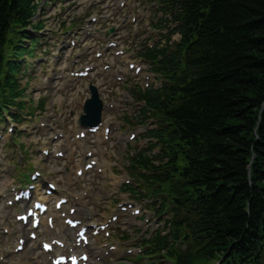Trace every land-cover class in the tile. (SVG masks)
Segmentation results:
<instances>
[{"label":"trees","instance_id":"16d2710c","mask_svg":"<svg viewBox=\"0 0 264 264\" xmlns=\"http://www.w3.org/2000/svg\"><path fill=\"white\" fill-rule=\"evenodd\" d=\"M181 9L190 75L176 104H157L170 126L150 168L176 205L165 243L186 229L201 251L183 264H196L264 242V0H183ZM33 12L32 0H0V93L10 97L16 71H3L2 50L10 25Z\"/></svg>","mask_w":264,"mask_h":264},{"label":"rangeland","instance_id":"374dc122","mask_svg":"<svg viewBox=\"0 0 264 264\" xmlns=\"http://www.w3.org/2000/svg\"><path fill=\"white\" fill-rule=\"evenodd\" d=\"M30 59V58H29ZM29 59H28V61H29ZM29 75V71H27L26 72V76L27 77H22V79H21V85L24 87H26V91H25V94H27V92L28 93H30V94H32L33 93V91L35 90V84L33 83V81L35 82V83H38V81L39 80H33L31 77H29L28 76ZM31 76V75H30ZM38 96H39V94L37 93L36 94V98H38ZM29 98H30V95H27L26 97H25V100H29ZM44 105H45V107H44V109H45V112H48V107L50 106L49 104H48V101L47 102H44L43 103ZM54 111V109L51 111V112H53ZM43 112V111H42ZM22 113H26V110H24ZM18 114H21V111H19L18 112ZM19 118H20V122H22L23 120H26V119H24V117L23 116H20V115H17ZM113 116V115H112ZM72 120H73V125L75 126V125H77V122H76V118L74 117V118H72ZM3 142V141H2ZM4 142H5V140H4ZM134 148H136L135 146H134ZM120 155L121 156H126V155H128L129 154V149L128 148H125V147H123V148H121L120 149ZM116 156H118V158H120V156H119V154L118 153H116ZM1 158V157H0ZM40 158H38L37 160H39ZM33 167H34V163H30V164H26V165H24L21 169H20V172L18 173V177L15 179V181H14V184H18V183H20V182H25V180L28 178V174H29V172L33 169ZM7 179H8V176H6V178L5 177H2V171H1V169H0V189H5L6 188V185L8 184V182H7ZM102 192L103 191H101V189L98 187V188H96V190L94 191V195H97V196H101L102 195ZM6 215V212L4 211V210H1L0 211V216H5ZM165 216V215H164ZM164 216H162V217H164ZM123 228H127V227H125V226H123ZM128 231L130 232V234L131 235H133V230L131 229V228H128ZM3 243H0V246L2 245Z\"/></svg>","mask_w":264,"mask_h":264},{"label":"bare ground","instance_id":"6f19581e","mask_svg":"<svg viewBox=\"0 0 264 264\" xmlns=\"http://www.w3.org/2000/svg\"><path fill=\"white\" fill-rule=\"evenodd\" d=\"M6 122V118L3 116H0V123H5ZM91 255L94 257H98L100 256V251L97 248H91L90 249ZM22 257L24 259V262H26L27 264H34V258L30 253V250L27 248V250L25 252H22ZM36 263V262H35ZM41 264H48L46 256L43 255L42 258V263Z\"/></svg>","mask_w":264,"mask_h":264}]
</instances>
